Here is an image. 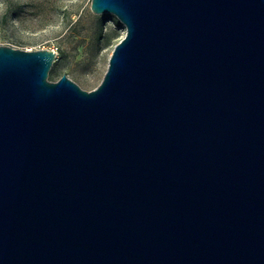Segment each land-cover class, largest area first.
I'll use <instances>...</instances> for the list:
<instances>
[{"label": "water", "instance_id": "95a60500", "mask_svg": "<svg viewBox=\"0 0 264 264\" xmlns=\"http://www.w3.org/2000/svg\"><path fill=\"white\" fill-rule=\"evenodd\" d=\"M100 83L0 45V264H264V0H91Z\"/></svg>", "mask_w": 264, "mask_h": 264}, {"label": "rangeland", "instance_id": "374dc122", "mask_svg": "<svg viewBox=\"0 0 264 264\" xmlns=\"http://www.w3.org/2000/svg\"><path fill=\"white\" fill-rule=\"evenodd\" d=\"M91 0H0V45L54 49L47 79L66 74L82 89L101 81L125 27L110 13L96 14Z\"/></svg>", "mask_w": 264, "mask_h": 264}, {"label": "built area", "instance_id": "2783aa9c", "mask_svg": "<svg viewBox=\"0 0 264 264\" xmlns=\"http://www.w3.org/2000/svg\"><path fill=\"white\" fill-rule=\"evenodd\" d=\"M53 50H55V51H56V48H54Z\"/></svg>", "mask_w": 264, "mask_h": 264}]
</instances>
